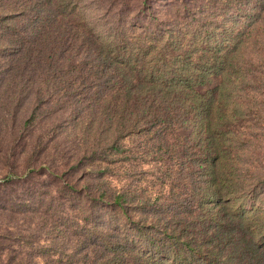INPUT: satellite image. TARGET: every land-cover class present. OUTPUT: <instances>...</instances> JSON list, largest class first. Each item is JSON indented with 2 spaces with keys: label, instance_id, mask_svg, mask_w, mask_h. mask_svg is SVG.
Listing matches in <instances>:
<instances>
[{
  "label": "trees",
  "instance_id": "1",
  "mask_svg": "<svg viewBox=\"0 0 264 264\" xmlns=\"http://www.w3.org/2000/svg\"><path fill=\"white\" fill-rule=\"evenodd\" d=\"M0 59L25 126L76 120L68 264H264V0H0Z\"/></svg>",
  "mask_w": 264,
  "mask_h": 264
},
{
  "label": "rangeland",
  "instance_id": "2",
  "mask_svg": "<svg viewBox=\"0 0 264 264\" xmlns=\"http://www.w3.org/2000/svg\"><path fill=\"white\" fill-rule=\"evenodd\" d=\"M3 86L0 82V264H68L61 255L63 245H76V233L96 223L85 214L89 205L86 194L71 191L54 174L80 154L75 147L76 120L45 113L25 126L35 92H6ZM70 135L75 139L68 144L65 140ZM33 150L40 154L32 160L28 153ZM42 152L47 155L42 157ZM36 160L47 162V169L33 172ZM120 167L125 168L123 162ZM145 171L144 179L157 180L152 167L146 166ZM84 175L83 171H70L64 179L72 181ZM122 179L110 180L117 186ZM261 207L264 211V204Z\"/></svg>",
  "mask_w": 264,
  "mask_h": 264
}]
</instances>
